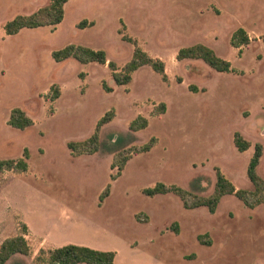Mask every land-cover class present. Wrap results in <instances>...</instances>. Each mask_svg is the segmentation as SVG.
Listing matches in <instances>:
<instances>
[{
	"label": "rangeland",
	"instance_id": "rangeland-1",
	"mask_svg": "<svg viewBox=\"0 0 264 264\" xmlns=\"http://www.w3.org/2000/svg\"><path fill=\"white\" fill-rule=\"evenodd\" d=\"M48 2L0 0V159L28 152L25 171L0 170V242L22 233L24 223L30 244L28 255L5 264H36L39 248L67 243L113 250L114 264H264V202L247 208L225 194L210 213L184 208L171 192L142 191L161 181L206 197L215 168L235 188L252 190L246 166L256 143L262 146L256 172L264 179V0H68L55 29L4 32L7 20ZM81 20L86 26L79 28ZM238 27L250 38L240 54L229 42ZM69 43L103 49L107 60L55 61L52 52ZM194 43L214 49L234 70L176 59L180 47ZM134 44L163 61L167 81L144 64L128 83L114 82L107 62L120 70ZM53 91L58 96L51 99ZM14 107L32 119L30 126L8 124ZM106 112L97 151H71L67 144L90 137ZM137 115L148 124L130 132ZM235 132L250 143L245 151L234 146ZM152 137L148 151L135 152ZM124 156L111 180L117 171L111 162Z\"/></svg>",
	"mask_w": 264,
	"mask_h": 264
},
{
	"label": "trees",
	"instance_id": "trees-1",
	"mask_svg": "<svg viewBox=\"0 0 264 264\" xmlns=\"http://www.w3.org/2000/svg\"><path fill=\"white\" fill-rule=\"evenodd\" d=\"M67 1L68 0H49L46 5L39 7L32 13L17 14L4 23V32L8 35H12L16 34L23 28H36L41 26H48L53 30L64 17V4ZM85 24L86 21L81 20L78 22L77 27H85ZM89 24L91 26L93 23L89 22ZM122 39L130 43H136L135 39L126 37L125 35L122 36ZM249 39L250 38L246 34L244 28L238 27L232 32L229 42L231 46L238 48L237 53L240 54L241 46L248 44ZM261 40L264 43V35L261 37ZM68 57H73L81 63L97 62L99 64H104L107 60L106 53L103 49H95L82 44L69 43L52 52V58L55 61H61ZM175 57L177 60L187 58L201 59L208 66L219 72H232L234 70L228 60L218 56L214 49L203 43H194L180 47L177 50ZM144 64L149 65L153 71L158 73L163 81L168 80L163 61L158 57L150 56L137 44H134L131 58L120 70H117L113 61L107 62V66L111 70V76L116 84L128 83L132 72ZM102 86L105 91L111 90V88L107 87L104 83ZM191 89L193 88L191 87ZM57 96L58 91H53L51 99H54ZM164 107V103H160L159 108L163 110ZM154 112L156 114L162 111L155 110ZM109 120L110 113L106 112L96 122L95 131L90 137L83 141L69 142L67 146L71 151H74L77 154H91L97 151L98 128ZM8 124L18 129H24L32 124V119L28 117L21 108L14 107L10 112ZM147 124L148 120L144 116L137 115L129 122L128 129L130 132L141 130L145 128ZM121 141L122 137L117 136L113 142L120 144ZM153 141L154 138L152 137L147 143L136 148L135 152L148 151L152 147ZM233 143L238 151H245L250 145V143L238 132H235L233 135ZM261 153L262 146L261 144L256 143L246 166V175L253 186L252 190L235 188L220 170L215 168L213 192L206 197L194 195L177 184H166L161 181H157L153 186L143 188L142 191L146 196L171 192L179 197L184 208L190 209L204 206L210 213L215 211L219 199L225 194H234L239 200H241L245 207L254 208L256 205L264 202V179H262L256 172ZM27 158L28 152L27 149L24 148L22 157L0 159V170L12 169L14 171L23 172L27 169ZM128 158V156H124L119 161L113 160L111 162L110 168H117L116 173L110 175L111 180L118 177L123 168L124 162ZM109 191L110 184H107L98 196L99 202L103 201V199L109 194ZM174 226H176V223ZM22 230V233L8 236L0 242V264H5V262L15 254L28 255L30 253V244L24 234L26 233V225L24 223L22 225ZM198 238L200 239L201 236ZM203 242L209 243V241ZM115 256L116 253L113 250H101L85 245L67 243L53 248H39L34 260L36 264H114Z\"/></svg>",
	"mask_w": 264,
	"mask_h": 264
},
{
	"label": "crops",
	"instance_id": "crops-1",
	"mask_svg": "<svg viewBox=\"0 0 264 264\" xmlns=\"http://www.w3.org/2000/svg\"><path fill=\"white\" fill-rule=\"evenodd\" d=\"M28 226V225H27ZM31 229L29 230V233H30ZM50 248H53V247H50Z\"/></svg>",
	"mask_w": 264,
	"mask_h": 264
}]
</instances>
